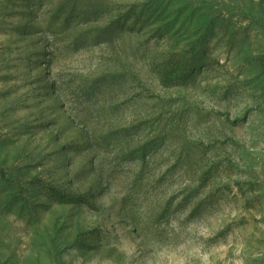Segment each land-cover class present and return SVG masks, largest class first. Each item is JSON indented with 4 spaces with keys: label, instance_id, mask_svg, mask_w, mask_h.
Returning <instances> with one entry per match:
<instances>
[{
    "label": "rangeland",
    "instance_id": "rangeland-1",
    "mask_svg": "<svg viewBox=\"0 0 264 264\" xmlns=\"http://www.w3.org/2000/svg\"><path fill=\"white\" fill-rule=\"evenodd\" d=\"M263 55L264 0H0V264H264Z\"/></svg>",
    "mask_w": 264,
    "mask_h": 264
},
{
    "label": "trees",
    "instance_id": "trees-1",
    "mask_svg": "<svg viewBox=\"0 0 264 264\" xmlns=\"http://www.w3.org/2000/svg\"><path fill=\"white\" fill-rule=\"evenodd\" d=\"M134 20L133 25H148V21L152 18L149 14L139 12H131ZM71 15V14H69ZM68 15V16H69ZM130 14H127L129 16ZM127 18V17H125ZM68 19V17H66ZM208 33V32H206ZM157 38H163V35L160 34ZM210 36L208 34H202L197 41H194V45L190 51L188 57H184L180 53L170 55L169 63L164 67L161 68L159 66H155L154 70L161 75L166 81L171 83L172 81L178 82H185L189 79L194 78L195 74L200 73L201 69L204 71L209 70L212 68L213 65H218L213 62L210 57L209 51L207 50V40H209ZM238 39H233L232 46L236 45ZM264 73V55L257 56L253 58ZM53 194L55 193L56 196H59V201H66L69 197H65L63 194L59 193L56 190L50 189Z\"/></svg>",
    "mask_w": 264,
    "mask_h": 264
}]
</instances>
